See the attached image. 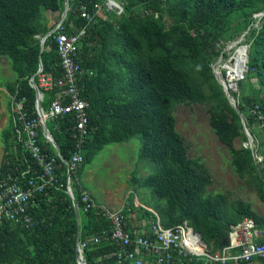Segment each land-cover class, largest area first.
I'll use <instances>...</instances> for the list:
<instances>
[{
  "label": "trees",
  "instance_id": "1",
  "mask_svg": "<svg viewBox=\"0 0 264 264\" xmlns=\"http://www.w3.org/2000/svg\"><path fill=\"white\" fill-rule=\"evenodd\" d=\"M116 1L124 6L121 16L103 7L92 23L71 11L65 22L67 33L87 28L78 57L87 72L81 86L83 98L90 104V133L78 175L106 146L141 137L140 158L156 165V171L142 179L143 186L158 197L153 210L164 227L186 222L202 235L211 252L228 246L231 227L244 219L250 218L258 229H264V217L251 203L209 193L212 175L200 158L189 156L175 115L180 105L205 107L210 129L228 148L235 174L264 204V162L257 165L251 148L244 146L249 140L242 124L244 120L264 156V128L251 112L257 105L264 108V23L260 31L251 27L253 15L264 10V0ZM79 2L84 0H68V5L74 9ZM63 10L65 0H0V58L8 59L15 74L7 90L26 98L28 108L35 100L29 80L37 79L40 61L45 73L62 76L53 39L41 51L37 37L51 31ZM46 13L58 15L51 27ZM243 33L250 45L248 73L237 83V92L230 91L235 108L212 66L220 57L228 58L225 48ZM55 95V91L46 92L45 106ZM9 120L2 133V171L26 167ZM74 121L73 116H62L48 125L67 161L74 153ZM238 140L240 147L236 146ZM56 171L65 182L66 168ZM75 196L79 213L64 191L49 189L35 196L30 211L32 228L8 222L0 225V264H77L78 237L90 242L84 252L87 264H114V259L106 258L116 251L114 244L91 242L110 231L109 221L94 210L85 212L78 191ZM131 213H138L146 224L158 218L143 208L123 211ZM185 263L203 264V260Z\"/></svg>",
  "mask_w": 264,
  "mask_h": 264
},
{
  "label": "built area",
  "instance_id": "2",
  "mask_svg": "<svg viewBox=\"0 0 264 264\" xmlns=\"http://www.w3.org/2000/svg\"><path fill=\"white\" fill-rule=\"evenodd\" d=\"M103 7L116 16L124 14L123 4L116 0H102V2L84 0L74 9L68 5L66 14L60 17L51 31L45 37H37L41 43V51L44 50L46 42L50 38L53 39L60 59L62 76L55 78L52 74L45 73L40 61L37 79L32 77L29 80V85L35 93L32 108L26 106V98L20 99L7 92L11 102L12 129L16 144L22 149L26 167L20 168L17 165L5 171H2L0 167V225L8 222L16 227L32 228L33 219L30 211L36 204L35 196L44 194L49 189L64 191L78 212L75 201V193L78 191L84 204V211L94 210L111 225L108 233L104 232L91 242L92 244L101 242L114 244L116 251L106 256L107 259H114V264H146L145 256L152 259L153 264H186V260L200 259L203 260V264H251L255 260H264V242L258 241L264 229H258L254 220L250 218L231 227L228 246L211 252L201 234L186 222L173 228H166L157 218L148 232L132 233L128 228V215L123 214L125 208L115 211L97 203L91 192L82 185L78 171L84 162V147L90 133L88 119L90 104L83 98L81 82L87 72L81 66L78 50L81 40L87 35V28H81L75 33L69 30L67 33L65 22L71 11L79 14L88 23H92L100 15ZM263 23L264 10L253 15L251 27L260 31ZM245 36L246 33L241 36V40L234 41L235 43L230 45L231 55L229 62L224 66L225 75L223 74L226 79H222L219 72H214L216 78L227 90L228 99L233 104L235 100L230 91H237L231 83L237 85L248 73L250 45L246 43ZM237 43V48L232 47ZM54 91L56 95L51 98L48 106H45L46 92ZM253 110L251 112L264 128V108L257 105ZM62 116H73L75 120L71 128L74 153L68 161L63 158L48 126V122ZM244 129L255 163L261 165L264 162V156L257 150L248 129L245 126ZM62 166L66 168L65 182L61 181L56 171L57 167ZM89 246L90 242H83L78 237L77 264H87L84 252Z\"/></svg>",
  "mask_w": 264,
  "mask_h": 264
},
{
  "label": "rangeland",
  "instance_id": "3",
  "mask_svg": "<svg viewBox=\"0 0 264 264\" xmlns=\"http://www.w3.org/2000/svg\"><path fill=\"white\" fill-rule=\"evenodd\" d=\"M45 15L49 19L50 27L58 19V15L52 16V14L47 13ZM235 42H230L225 48V52L229 53L228 58L220 57L212 66L213 72H219L222 79H226L223 75L224 66L229 62L230 45ZM237 46L238 43L232 47L237 48ZM14 80L15 74L10 68L8 59L0 58V161L4 154L2 133L9 126V118L12 113L11 102L7 95V86ZM231 86L236 87L237 91L235 83H231ZM233 105L235 106V104ZM175 115L178 131L188 145L189 156L193 159L200 158L212 175L213 184L209 187V193H224L231 200L249 202L254 210L264 217V204L257 193L235 174L230 163L231 157L228 148L220 143L211 131L206 108L199 105H180L177 107ZM50 124L51 122H48V125ZM141 146V137L106 146L91 163L86 165L79 179L99 204L104 205L107 200L108 202L110 200L112 203L111 208L113 206L120 208L121 205L124 208H129L139 201L154 208V204L159 199L150 188L143 186L142 179L154 173L156 165L140 158ZM236 146H241L239 140L236 141ZM244 146L251 148L249 141L244 143ZM106 206L109 207L110 205L107 203Z\"/></svg>",
  "mask_w": 264,
  "mask_h": 264
},
{
  "label": "crops",
  "instance_id": "4",
  "mask_svg": "<svg viewBox=\"0 0 264 264\" xmlns=\"http://www.w3.org/2000/svg\"><path fill=\"white\" fill-rule=\"evenodd\" d=\"M10 119V118H9ZM9 123H10V120H9ZM8 127V126H7ZM82 174V173H81ZM93 196V195H92ZM94 197V196H93ZM94 199H95V197H94ZM95 201H96V199H95ZM97 202V201H96ZM109 202H110V200H109ZM108 202V200L106 201V204L104 203V205H107V203L110 205L109 207L111 208V205H112V203L110 202L109 203ZM98 203V202H97ZM134 207V209L135 210H137L138 208H143V209H145V210H148V211H150V212H152V213H154L157 217H158V215H157V213L153 210V208L151 207V206H147L146 204H142V203H140L139 201H137V203L133 206ZM133 207H129V208H127V207H125V210H128V211H131V209L133 208ZM127 208V209H126ZM112 210H115V211H120V210H122V209H124V206L123 205H121V207L120 208H118V207H116V206H113L112 208H111ZM79 213V212H78ZM139 213V212H138ZM128 214V219H127V223H128V228L130 229V231L132 232V233H135V232H137V233H143V232H148L149 231V229H150V227H151V225L152 224H146L145 223V220H143V218L141 219L138 215L139 214ZM159 218V217H158ZM202 236V235H201ZM258 241L259 242H264V232L261 234V237L258 239ZM205 245H207V243L205 242ZM207 247H208V245H207ZM208 250H210L209 248H208ZM211 251V250H210ZM144 261L146 262V264H153L152 263V259H150L149 257H144ZM251 264H264V260H255L253 263H251Z\"/></svg>",
  "mask_w": 264,
  "mask_h": 264
},
{
  "label": "water",
  "instance_id": "5",
  "mask_svg": "<svg viewBox=\"0 0 264 264\" xmlns=\"http://www.w3.org/2000/svg\"><path fill=\"white\" fill-rule=\"evenodd\" d=\"M67 7H68V0H65V10H64V13L62 14V16H64L65 14H66V12H67ZM217 79V81L222 85V87H223V90H224V92H225V94H226V97L228 98V92H227V90L225 89V87H224V85L219 81V79L218 78H216ZM229 100V99H228ZM229 103L233 106V107H235L234 105H233V103L229 100ZM236 108V107H235ZM243 120V119H242ZM242 124H244V126H245V122H244V120L242 121ZM244 131H245V129H244ZM247 135V134H246ZM249 140V139H248ZM78 213V212H77Z\"/></svg>",
  "mask_w": 264,
  "mask_h": 264
}]
</instances>
